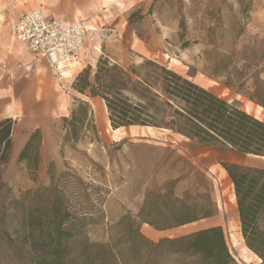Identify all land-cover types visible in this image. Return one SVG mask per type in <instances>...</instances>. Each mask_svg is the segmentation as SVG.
I'll use <instances>...</instances> for the list:
<instances>
[{
	"label": "trees",
	"instance_id": "trees-1",
	"mask_svg": "<svg viewBox=\"0 0 264 264\" xmlns=\"http://www.w3.org/2000/svg\"><path fill=\"white\" fill-rule=\"evenodd\" d=\"M238 6L243 8L242 3ZM180 29L181 38L183 24ZM185 46L182 43L181 47ZM233 55L231 48L223 58ZM250 59L240 67H227L222 85L264 111V54L260 68L252 63L255 55ZM93 68L79 72L71 89L80 96L100 99L113 130H165L201 147L264 158V121L245 112L238 101H228L199 86L191 74L182 76L147 58L124 67L99 57ZM248 82L250 90L245 92ZM61 122L64 144L75 146L96 138L91 109L81 99L73 101L69 116ZM13 124L11 119L0 120V168L10 156ZM40 144V131L35 130L17 157L32 181L38 171ZM130 147L162 152L167 158L139 181L143 201L136 215L121 219L126 232L104 243H90L79 232L84 213L72 211L63 191L54 185L49 198L44 199L40 190L22 207L20 232L14 233L15 237L0 230L1 239L13 245L9 253L13 264H240L229 249L222 226L157 241L141 234V225L164 232L214 219V187L202 169L175 150L145 144ZM171 158L174 162L168 164ZM220 166L233 189L243 244L264 264V169L223 161ZM76 181L80 182L79 178ZM5 198L0 193L1 223L8 212ZM78 198L92 202L86 194Z\"/></svg>",
	"mask_w": 264,
	"mask_h": 264
},
{
	"label": "rangeland",
	"instance_id": "rangeland-1",
	"mask_svg": "<svg viewBox=\"0 0 264 264\" xmlns=\"http://www.w3.org/2000/svg\"><path fill=\"white\" fill-rule=\"evenodd\" d=\"M26 2L35 3V0ZM238 2L243 8L238 6ZM35 8L37 6L32 9ZM18 15L1 16L4 29L0 30V37H10L11 26ZM102 17L101 24L94 20V27L101 34L99 57L124 67L139 63L141 58L155 59L182 76L191 74V79L199 86L228 101H238L245 112L264 121L261 108L222 85V75L227 67H240L253 55L256 59L252 63L258 64L259 68L263 65L264 0H133V4L125 3ZM181 24L185 30L180 38ZM211 29L216 30L210 34ZM182 43H186L184 48ZM231 48L235 55L223 58ZM26 56L34 58L28 53ZM74 77L61 84L54 80L60 98V114L45 121L48 132L43 147L44 171L39 172L38 166L32 181L28 175L26 178L21 175L19 168H0V193L6 197L8 208L6 217L0 222V230H6L8 235L15 237L14 233L20 232L22 207L30 204L37 191L41 190L44 199L49 198L55 185L63 191L72 211L84 213L80 236L86 237L90 243H104L109 237L123 235L127 228L121 219L136 215L143 201L139 181L167 158L162 152L130 147V144H145L175 150L202 169L214 187L217 216L209 221L164 232H155L141 225V234L157 241L219 224L232 255L240 264H260L257 257L246 249L239 234L233 189L220 166V162H228V150L201 147L165 130H113L100 99L86 98L72 91ZM261 79L264 77L261 76ZM249 87L248 82L244 91L248 92ZM75 99L88 103L96 138L72 146L63 143L61 118L69 116ZM39 157L40 163L41 148ZM240 160L244 166L264 169L263 159L241 156ZM171 162L174 158L168 164ZM82 194L89 195L92 202L79 200ZM13 200L22 205L10 204ZM12 246L0 237V264L14 263L9 258Z\"/></svg>",
	"mask_w": 264,
	"mask_h": 264
},
{
	"label": "crops",
	"instance_id": "crops-1",
	"mask_svg": "<svg viewBox=\"0 0 264 264\" xmlns=\"http://www.w3.org/2000/svg\"><path fill=\"white\" fill-rule=\"evenodd\" d=\"M26 1L0 0V18L6 14L26 13L37 6L43 8L50 18L63 20L69 24L77 20H85L94 26L96 24L94 20L97 19L101 24L102 16L111 9L115 10L125 3L133 4V0L132 2L130 0H35V3L30 4ZM25 2L26 4H23ZM13 24L10 37H0V65L3 66V68L0 66V120L11 119L14 122L10 135V156L2 168L8 166L13 170L19 168V173L26 178L24 165L17 163L18 154L30 134L39 130L42 150L39 172L44 171L43 147L48 132L45 121L60 114V98L56 82L47 69L45 61L26 56L24 46L12 38ZM2 29L4 27L0 22V30ZM226 152L228 162L243 165L238 162L242 155L229 150ZM258 159L264 160V158Z\"/></svg>",
	"mask_w": 264,
	"mask_h": 264
},
{
	"label": "built area",
	"instance_id": "built-area-1",
	"mask_svg": "<svg viewBox=\"0 0 264 264\" xmlns=\"http://www.w3.org/2000/svg\"><path fill=\"white\" fill-rule=\"evenodd\" d=\"M100 37L87 21L69 24L48 17L42 8L19 14L12 27L14 41L32 57L43 59L58 84L94 67L101 53Z\"/></svg>",
	"mask_w": 264,
	"mask_h": 264
},
{
	"label": "bare ground",
	"instance_id": "bare-ground-1",
	"mask_svg": "<svg viewBox=\"0 0 264 264\" xmlns=\"http://www.w3.org/2000/svg\"><path fill=\"white\" fill-rule=\"evenodd\" d=\"M249 157H250V156H249ZM253 158L257 159L256 157H253ZM238 162H239V163H242L241 160H239ZM238 244H239V243H238ZM240 244H241V243H240ZM249 252H250V251H249Z\"/></svg>",
	"mask_w": 264,
	"mask_h": 264
}]
</instances>
